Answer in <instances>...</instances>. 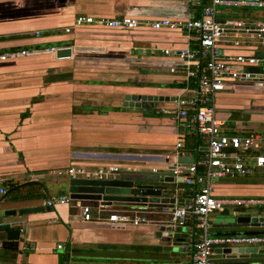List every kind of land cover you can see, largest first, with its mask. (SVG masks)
Instances as JSON below:
<instances>
[{"label":"crops","instance_id":"0c3cea01","mask_svg":"<svg viewBox=\"0 0 264 264\" xmlns=\"http://www.w3.org/2000/svg\"><path fill=\"white\" fill-rule=\"evenodd\" d=\"M230 12L222 10L218 18L229 20L223 17ZM242 12L244 19L235 21L249 26L263 21L264 11ZM79 16L177 22L189 19L192 7L184 0H0V187L6 191L0 195V211L42 208L3 220L14 223L21 236L18 251L3 253L0 264H75L79 260L84 264H190L189 246L170 256L167 245L155 237L157 228L152 224L117 227L84 221L80 206L95 207L99 204L95 202L46 205L52 196L69 195L70 177L58 173L77 166L93 172L115 167V175L130 171L144 177H173L174 182L167 185L175 187L174 197L184 201L185 188L172 173L176 160L189 157L198 162L207 149L204 140L186 137L183 124L172 114L176 99L194 94L190 69L178 66L170 73L173 61L162 52L182 50L194 44L195 37L168 29L129 31L96 24L66 33ZM237 36L246 43L239 48L222 43L224 55L264 54L254 41H248L247 33L228 35ZM64 48L70 50L69 56L56 58V51ZM12 52L26 54L2 59ZM129 94L167 97L168 101L158 103L155 113L144 114L122 106ZM216 107L227 134L263 128L264 80L240 83L234 91L219 94ZM179 142L181 149L176 147ZM212 194L264 197V171L217 180ZM127 209L146 215L151 222L163 220L166 213L117 206L106 210ZM252 212L212 214L210 234L264 233L262 226L214 225L216 219L264 215V209ZM192 231L190 219L180 232L188 236ZM66 249H70V261ZM212 259L218 264L264 262V249L246 259L226 256L218 249Z\"/></svg>","mask_w":264,"mask_h":264},{"label":"built area","instance_id":"2783aa9c","mask_svg":"<svg viewBox=\"0 0 264 264\" xmlns=\"http://www.w3.org/2000/svg\"><path fill=\"white\" fill-rule=\"evenodd\" d=\"M192 7V16L186 21L173 22L167 19L157 21H138L129 17L116 19H93L79 16L74 20L72 28L65 29L70 33L75 27L86 24H96L100 27L137 30L149 28L154 31L168 29L180 31L194 36V44L182 50H164L163 55L171 58L170 73H175L176 67L182 66L189 70V76L196 79L194 94L191 97H181L175 100L174 120L182 123L186 137H197L206 142V153L192 165H181L172 170L174 177L182 179V185L187 198L180 206H175L164 214V219L151 222L150 218L138 211L108 212L107 207L98 204L80 206L82 219L86 222L108 224L117 227H139L152 224L158 227L185 229L188 221H194V229L187 236L190 250V264H218L213 261L215 249L221 247H259L264 246V234L213 236L209 230V217L212 214L226 210L240 213L264 209V197H215L212 187L215 181L225 178L250 177L256 172L264 171V127L258 130L227 134L223 124L217 117L216 98L219 94L234 91L237 86L250 82L264 80L262 73L256 74L250 69L264 67L262 55H224L221 44L226 43L239 48L246 42L229 34L247 33L249 42L264 50V21L252 26L241 21L220 20L222 10L233 11L253 9L264 11V0H184ZM54 52V50H51ZM26 52H12L5 57L15 58ZM192 68V69H191ZM177 143V149L182 148ZM118 168L88 171L82 166L70 167L59 175L70 178H84L114 175ZM6 191L0 187V195ZM69 195L52 196L47 207L59 204H69ZM62 246L59 245L58 249ZM222 264V263H221ZM225 264V263H223ZM241 264V263H238ZM246 264H264V262H249Z\"/></svg>","mask_w":264,"mask_h":264},{"label":"water","instance_id":"95a60500","mask_svg":"<svg viewBox=\"0 0 264 264\" xmlns=\"http://www.w3.org/2000/svg\"><path fill=\"white\" fill-rule=\"evenodd\" d=\"M69 49H59L56 51L55 57L62 58L69 56ZM254 71L253 69H250ZM167 97L150 96L140 94H129L124 96L123 107L137 110L144 114H153L157 111L156 105L158 103L167 102ZM176 164L192 165L197 163L195 158L178 157ZM174 178H160L159 176L144 177L138 173L126 171V174L108 175L101 178L84 177V178H70L68 184V194L72 201L95 202L106 207H123L129 209H138L142 211L156 210L162 212L163 210L173 209L176 205L187 203L182 199H176L174 193L175 187L168 186L167 183H173ZM182 182V179H179ZM42 208L31 207L23 208L18 212L0 211V257L3 253L18 251L19 240L21 236L20 230L14 223H4L5 218H11L18 215H26L40 212ZM214 225H223L234 228H248V227H264V215L255 216H239L235 218L216 219ZM180 229H172L170 227H158L156 229L155 237L160 239L167 245V254L170 256H177L182 248L188 247L186 242L173 241L174 239L187 240V235L182 234ZM262 232H240L232 235H260ZM220 236V235H219ZM221 236H229L228 234ZM226 256L239 255L246 259L248 255L257 253L263 248H228L221 247ZM215 249V252L218 251ZM67 259L70 261V249H66ZM246 264L248 261L227 263V264ZM68 264V263H67ZM75 264H84L82 260ZM157 264H167L165 261H160ZM179 264V263H178Z\"/></svg>","mask_w":264,"mask_h":264},{"label":"trees","instance_id":"16d2710c","mask_svg":"<svg viewBox=\"0 0 264 264\" xmlns=\"http://www.w3.org/2000/svg\"><path fill=\"white\" fill-rule=\"evenodd\" d=\"M242 10H244V9H242ZM242 10H241V12H239V11H232V12H230L229 14H227L226 18H225V16H224L223 18H224V19H229V20H242V19H244V17H242V15H241V14H243ZM262 20L264 21V15H263V17H262ZM190 79L192 80L191 83H195V81H196L195 78L191 77ZM183 86H184V85H183ZM3 187H4V188H7V190H10V191L13 190L12 186H8V185H6V184H4ZM186 196H187V194H186ZM186 198H187V197H186ZM130 211H131V210H128V209H127L126 212H130Z\"/></svg>","mask_w":264,"mask_h":264},{"label":"rangeland","instance_id":"374dc122","mask_svg":"<svg viewBox=\"0 0 264 264\" xmlns=\"http://www.w3.org/2000/svg\"><path fill=\"white\" fill-rule=\"evenodd\" d=\"M256 11H258V10H256ZM254 73H256V74L263 73V75H264V68L257 67V68H255V71H254ZM256 94L258 95V94H259V92H256ZM251 213H252V214H254V212H251Z\"/></svg>","mask_w":264,"mask_h":264}]
</instances>
